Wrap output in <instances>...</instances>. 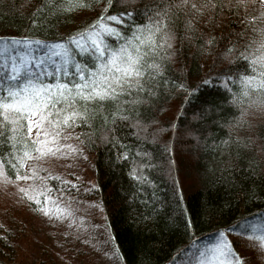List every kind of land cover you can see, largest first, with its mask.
Wrapping results in <instances>:
<instances>
[{"label":"trees","instance_id":"1","mask_svg":"<svg viewBox=\"0 0 264 264\" xmlns=\"http://www.w3.org/2000/svg\"><path fill=\"white\" fill-rule=\"evenodd\" d=\"M150 2L118 0L117 7L142 9ZM106 3L98 0L94 10L76 8L59 18L50 17L52 23L37 30L30 18L40 0H0V38L67 37L95 19ZM243 15L227 8L209 10L187 32L180 14L174 25L175 55L165 65V78L175 86L161 85L151 103L138 107L139 134L135 114L133 120L112 126L98 113L91 128L67 130L71 142L90 156L92 182L76 181L78 195L72 189L60 200L68 202L71 195L79 201L72 204L95 211L120 264H189L194 262L186 254L191 243L205 242L198 251L207 249L221 230L236 241L237 235L227 231L229 226L241 217L252 223L264 217V111L249 108L243 126L229 127L239 116V109L228 102L240 88L233 82L238 80L234 74L246 65L231 60L225 48L247 39L241 35L248 26ZM209 38L212 45L206 43ZM180 83L186 87H179ZM81 131L91 145L76 139L74 133ZM229 138L231 143L220 144ZM125 152L126 159L118 158ZM165 161L172 166L170 176ZM142 164L145 167L140 168ZM42 166L74 181L63 166ZM134 167L145 173L141 181L130 178ZM25 183H6L0 177V264H99L91 245L63 227L43 232V212L17 191ZM49 183L55 186L58 181ZM243 240L235 248L244 259Z\"/></svg>","mask_w":264,"mask_h":264},{"label":"snow or ice","instance_id":"2","mask_svg":"<svg viewBox=\"0 0 264 264\" xmlns=\"http://www.w3.org/2000/svg\"><path fill=\"white\" fill-rule=\"evenodd\" d=\"M94 2L40 0L30 23L39 30L52 23L50 17L59 18L76 8L94 10ZM117 3L118 0H107L95 19L67 37L0 38V177L6 183L27 182L17 186L18 193L49 217L53 208L57 209L58 219L73 216L70 205L79 203L71 195L67 196L68 205L60 200L72 189L79 191V185L42 166L48 159L82 154L81 147L67 142V130L91 128L98 113H103L105 122L112 126L133 120L135 114L139 134L142 129L138 107L151 103L150 98L157 96L161 85L175 86L165 78V65L175 55L174 25L181 13L186 31L192 32L194 22L209 10L243 11L248 26L241 35L247 39L239 41L238 37V46L234 41L225 48L231 60L244 61L246 65L243 72L234 74L238 80L233 82L240 88L231 93L228 102L239 109V116L232 118L229 127L243 126L249 108L264 111V0H151L142 9L119 8ZM213 42L212 38L206 41L208 45ZM228 80L232 81V77ZM222 86L231 92L227 83ZM179 87L186 85L180 83ZM74 135L81 144L91 145L92 140L84 132ZM231 142L229 138L220 144ZM164 151H168L166 145ZM127 155L125 152L118 158L126 159ZM165 167L170 176L171 164L165 161ZM129 176L141 181L145 173L134 167ZM53 180L58 184L49 183ZM227 231L238 239H228L221 230L216 242L207 246L210 261L215 264H247L235 248L245 237L255 241L254 247L264 253V217L257 223L241 217ZM199 255L203 257L204 252Z\"/></svg>","mask_w":264,"mask_h":264},{"label":"rangeland","instance_id":"3","mask_svg":"<svg viewBox=\"0 0 264 264\" xmlns=\"http://www.w3.org/2000/svg\"><path fill=\"white\" fill-rule=\"evenodd\" d=\"M67 142L72 143L70 139ZM90 162V156L86 152H82L80 155L69 158L48 159L46 163H53L55 167L63 166L70 170V178L72 180L75 182L81 181L83 184H89L92 182V167ZM74 193L78 195L77 190L72 191V194ZM62 201L64 205H68L67 201ZM70 207L74 215L65 216L63 219L57 218V209L55 208L52 209L53 215L51 217L42 213L44 219L42 227L43 232H50L56 230L58 227H63L70 232V235L91 245L97 254L96 259L99 264H120L117 254L110 243L107 230L100 222V217L94 213L95 211L87 205L80 206V204H71ZM244 239L243 257L247 264H264V253H262L259 248L254 247L255 241H249L247 238ZM204 244L205 242H193L188 246L189 250L186 254L192 259L194 258V262L189 264H196L197 261H209V264H215V261H210L211 251L208 248L200 249V251L204 252V256L201 257L199 255L200 252L198 249L203 247Z\"/></svg>","mask_w":264,"mask_h":264}]
</instances>
